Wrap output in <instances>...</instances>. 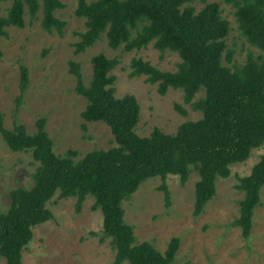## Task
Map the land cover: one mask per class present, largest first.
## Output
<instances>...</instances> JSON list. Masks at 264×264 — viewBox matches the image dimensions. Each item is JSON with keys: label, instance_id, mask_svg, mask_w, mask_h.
<instances>
[{"label": "trees", "instance_id": "trees-1", "mask_svg": "<svg viewBox=\"0 0 264 264\" xmlns=\"http://www.w3.org/2000/svg\"><path fill=\"white\" fill-rule=\"evenodd\" d=\"M236 8V17L247 42L264 52V0H224ZM205 0H77L75 15L85 19L86 30L74 44L77 54L93 47L105 34L108 46L132 52L154 43L161 53L170 50L181 56L177 71H162L143 58L131 61L130 77L145 76L157 84L160 95L170 88L181 89L184 101L202 112V119L186 121L175 134L155 128L147 137L136 133L140 105L134 95L116 97V58L100 53L92 58V79L84 83L80 65L70 62L77 78L76 92L86 99L81 116L86 122H103L114 136L115 146L95 150L77 160L70 150L65 156L54 151L46 131V119L36 123L30 134L25 125L5 127L0 110V135L13 152L30 151L39 163L34 184L11 191L9 208L0 213V258L6 264H23V252L32 241L33 230L53 219L48 203L60 198H76V212L88 196L95 198L94 210L103 214L102 241L110 238L116 251L112 264H176L180 239L173 238L160 252L151 242L136 243L134 228L125 221L123 202L150 178L163 180L161 190L167 205L170 196L165 180L179 176L183 185L193 170L199 175L195 185V215H200L216 195L218 178L230 176V166L246 161L254 149L264 145V59L249 54L246 63L234 69L223 65L233 60L226 39L229 22L219 3H208L197 11L195 3ZM3 3H9L1 14ZM64 8L60 0H0V38L8 37L10 27L24 28L42 11V28L64 33L67 23L56 16ZM29 87V71L21 65L17 111ZM205 96L193 102L197 94ZM183 115L186 111L177 106ZM264 187V155L249 176L239 179L244 193L241 216L235 226L248 239L253 227L254 209L260 206ZM194 264V263H186Z\"/></svg>", "mask_w": 264, "mask_h": 264}, {"label": "rangeland", "instance_id": "rangeland-1", "mask_svg": "<svg viewBox=\"0 0 264 264\" xmlns=\"http://www.w3.org/2000/svg\"><path fill=\"white\" fill-rule=\"evenodd\" d=\"M60 1L64 8L57 10L56 16L67 23L62 35L42 28L40 11L35 20L26 16L24 28L10 27L9 36L0 38V110L7 129L12 130L19 123L34 134L37 121L45 118L55 153L65 156L73 150L78 153L77 160L95 150L114 147V136L105 123L86 122L82 118L87 102L76 92L77 78L70 72V62L78 63L84 83L89 85L92 58L100 53L120 61L112 71L116 77V97L130 94L137 98L141 109L136 127L139 136L147 137L155 128L175 134L184 122L202 119L201 111L185 103L181 89L170 88L167 94L160 95L158 85L148 83L145 76L130 77L134 58H143L162 71L175 72L181 63L178 53L170 50L161 53L153 42L147 48L132 52H124L122 48L113 50L104 34L93 47L77 54L74 44L86 30L85 19L75 15L77 0ZM208 3H219L222 16L230 25L226 44L227 50L235 55L228 62L226 51L223 65L232 69L241 67L249 54L264 59V52L250 45L242 35L236 8L224 0H205L195 3L197 11ZM1 6L4 15L9 3ZM21 65L29 71V87L17 111ZM204 96L202 89L193 102ZM263 155L264 145L254 149L246 161L231 165L230 176L217 179L216 195L200 215L194 213L195 185L199 180L196 171L193 170L185 185L179 176H167L169 205L161 190L160 177L142 183L123 202L125 221L134 228L136 243L151 242L164 253L171 240L179 238L176 264H264V187L260 191V206L254 209L250 237L244 238L241 227L234 225L241 216L240 202L244 197L237 188L239 179L249 176ZM38 165L30 151H11L0 135V213L9 208L13 189L34 184ZM76 202V198H60L57 193L48 203L53 219L34 228V237L23 252V264L114 262L116 251L111 239L102 241L103 214L93 209L95 198L88 196L80 212H76ZM0 264H6L5 258H0Z\"/></svg>", "mask_w": 264, "mask_h": 264}]
</instances>
